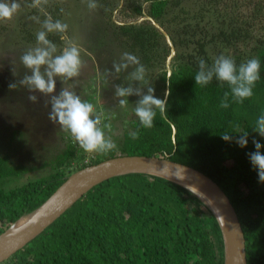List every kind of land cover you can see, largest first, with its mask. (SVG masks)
I'll use <instances>...</instances> for the list:
<instances>
[{
  "label": "trees",
  "instance_id": "1",
  "mask_svg": "<svg viewBox=\"0 0 264 264\" xmlns=\"http://www.w3.org/2000/svg\"><path fill=\"white\" fill-rule=\"evenodd\" d=\"M95 2L99 31H109L114 43L136 56L146 72L160 74L168 118L162 121L157 115L153 126L145 129L134 115L123 136L115 139L117 148L95 153L88 163L87 152L73 137L63 138L66 146L54 159L56 171L51 176L12 188H6V183L31 169L12 163L8 154L0 155V236L34 214L76 172L118 157L156 156L192 167L216 182L238 213L248 264H264V183L258 181L248 157L255 151L253 139L264 144V138L252 130L264 110V40L247 51L229 53L249 31L234 15L238 5L232 3L230 9L225 0ZM253 2L254 18L261 19L264 0ZM20 5L30 14V22L19 20L20 35L29 43H37L35 28L49 16L64 21L61 0H21ZM115 12L123 16L122 24L113 20ZM147 17L169 34L174 49ZM106 21H111L110 27L103 25ZM2 27L0 33L6 30ZM63 37L64 33L47 34L55 45ZM221 54L231 56L237 65L252 58L261 62L254 95L243 103H231L230 98L227 109L220 107L224 93L230 92L226 83L221 86L214 78L200 86L194 79L200 58L211 67ZM237 126L249 132L245 149L221 138ZM130 132H139V139L132 140ZM242 132L232 133L234 139ZM2 264H226V246L214 211L196 194L161 177L129 174L93 188Z\"/></svg>",
  "mask_w": 264,
  "mask_h": 264
},
{
  "label": "rangeland",
  "instance_id": "2",
  "mask_svg": "<svg viewBox=\"0 0 264 264\" xmlns=\"http://www.w3.org/2000/svg\"><path fill=\"white\" fill-rule=\"evenodd\" d=\"M123 1L121 0V3ZM253 1L225 0L230 9L234 3L238 5L234 15L239 17L240 23H246L244 28L249 31L242 35L243 39L236 46L234 45L229 53L247 51L260 39L264 40V12L262 18L256 20L254 18L256 4ZM61 2L65 6L63 22L69 27L64 33L61 44L55 45L57 51L53 56L62 54L65 47L74 44L80 49L82 67L80 75L70 80L55 76L56 90L52 94L41 93L24 83L25 78L32 75V71L23 65L21 57L31 49L44 47L25 41L20 35L23 23L19 20L30 22L29 11L20 6L12 19L0 22V26L6 29L0 33V155L8 154L12 163H21L31 169L22 177L10 179L6 183V188L21 186L32 179L49 177L56 171L53 161L66 146L62 139L72 137L70 132L66 134L67 131L49 117L52 111V97L59 96L61 91L75 92L82 100L92 103L96 113L102 116L101 126L103 127V122L107 119L108 123H111L112 127L110 130L105 129V135L111 137L113 142L123 136L135 115V107L143 95L148 94L149 87L155 89L154 95L157 98L162 99L165 94L158 72H146L147 83L131 77V73L135 71V65L132 64L126 70L116 73L113 65L121 62L126 51L114 43L109 31H99L101 21L95 13L97 10L88 7L90 0H61ZM35 5L38 6L37 3ZM122 19L123 16L115 12L113 20L122 24ZM146 19L151 20L149 17ZM142 20L144 19L138 22ZM103 25L110 27L111 21H106ZM42 26L36 27L35 30L41 31ZM163 31L168 35L166 36L168 43L173 45L169 34L164 29ZM56 33L53 32V35ZM210 51L215 53L213 47H210ZM47 67V65L41 66L42 74ZM117 86L133 89V95L127 97L129 103L126 108L119 106V100L123 98L115 95ZM32 96L36 97L35 101L30 99ZM76 145L79 146L78 142ZM94 154L87 153L86 163ZM207 206L210 207L208 204Z\"/></svg>",
  "mask_w": 264,
  "mask_h": 264
},
{
  "label": "clouds",
  "instance_id": "3",
  "mask_svg": "<svg viewBox=\"0 0 264 264\" xmlns=\"http://www.w3.org/2000/svg\"><path fill=\"white\" fill-rule=\"evenodd\" d=\"M19 0H0V22L10 20L20 8ZM95 0H90L88 7L96 8ZM43 30L36 34L37 44L44 47H36L27 51L22 57L23 65L31 69L32 75L25 78L26 83L31 89L38 90L44 94H52L56 90L55 76L62 79H72L80 75L82 67L81 53L78 46L70 44L65 47L62 54L53 56L57 51L55 44L48 38L50 32L65 33L69 27L67 23L60 20H53L48 17L43 23ZM135 65V71L131 77L135 80H146V68L140 60L131 53H124L120 63L113 65L116 73L126 70L129 65ZM47 65L45 73H41V66ZM199 70L194 79L196 85L207 86L215 78L221 82V86L226 83L230 92H225L221 100L220 107L227 109L231 103H243L244 100L254 95L256 82L261 78V62L258 58L249 59L246 63L237 65L231 56L221 54L209 67L207 61L203 58L198 60ZM45 76L47 78H45ZM15 87V85H10ZM155 89L148 88V94L143 95L134 109L140 125L147 129L151 128L159 115L160 119L167 120V99H160L154 95ZM115 95L122 97L119 100V106L126 108L129 101L127 97L133 95L131 87L117 86ZM168 93H166V96ZM35 101L36 97H30ZM50 119L58 122L71 136L79 146L87 153L107 154L117 148L111 137H106L105 129H111V123H103L102 116L96 113L94 105L86 100H82L79 95L69 90L61 91L59 96L52 97V111L49 114ZM252 130L261 138H264V110L256 118ZM239 127L233 132L225 131L221 138L226 142H234L241 149L249 145V132L243 131L242 135L234 139L232 133H241ZM132 140L139 139V132H130ZM255 151L248 153L249 161L253 169L257 172L258 181L264 183V144L260 140L253 139Z\"/></svg>",
  "mask_w": 264,
  "mask_h": 264
},
{
  "label": "water",
  "instance_id": "4",
  "mask_svg": "<svg viewBox=\"0 0 264 264\" xmlns=\"http://www.w3.org/2000/svg\"><path fill=\"white\" fill-rule=\"evenodd\" d=\"M151 20L165 36H168L153 19ZM170 45L173 46L172 43ZM129 174L161 177L189 189L184 186L187 184L204 193L211 200L210 207L222 228L226 264H248L243 227L235 207L223 189L211 178L192 167L156 156L118 157L71 175L57 192L31 215L26 225L16 229L20 220L0 236V264L45 232L93 188L113 178ZM196 195L201 199L198 194Z\"/></svg>",
  "mask_w": 264,
  "mask_h": 264
},
{
  "label": "bare ground",
  "instance_id": "5",
  "mask_svg": "<svg viewBox=\"0 0 264 264\" xmlns=\"http://www.w3.org/2000/svg\"><path fill=\"white\" fill-rule=\"evenodd\" d=\"M184 186H187L190 190H192L193 192H195L196 194H198V195L201 197V199H202L206 204H208V205H212L211 200H210L209 197H207L204 193H202V192L199 191L198 189H196V188H194V187H192V186H189V185H187V184H184ZM30 218H31V216L24 217V218L19 222V224H18L15 228L17 229V228H20V227L26 225V224L29 222Z\"/></svg>",
  "mask_w": 264,
  "mask_h": 264
}]
</instances>
